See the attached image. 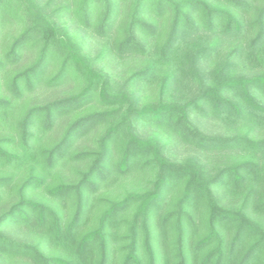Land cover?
I'll return each mask as SVG.
<instances>
[{
  "label": "trees",
  "instance_id": "obj_1",
  "mask_svg": "<svg viewBox=\"0 0 264 264\" xmlns=\"http://www.w3.org/2000/svg\"><path fill=\"white\" fill-rule=\"evenodd\" d=\"M12 25L0 264H264V0H0Z\"/></svg>",
  "mask_w": 264,
  "mask_h": 264
},
{
  "label": "rangeland",
  "instance_id": "obj_2",
  "mask_svg": "<svg viewBox=\"0 0 264 264\" xmlns=\"http://www.w3.org/2000/svg\"><path fill=\"white\" fill-rule=\"evenodd\" d=\"M44 1V0H42ZM73 0H54V2L58 5V4H67L71 6ZM71 18L67 15L64 17V20L66 21V23L72 28V30H77V26L75 25V23H72ZM17 30V25H12V26H7L3 31H1L0 33V48L3 45L2 44V39L3 40H8V38L13 35L15 33V31ZM93 39H89L87 42V45L89 47L93 46ZM32 55L31 54H27L25 53L23 55V58L20 62V64L18 65V67L23 66L25 64H27L30 60H31ZM3 86V85H2ZM73 84L70 82L66 85H63L61 87L58 88H47L45 86H40L38 88H36L31 94L28 95L27 100L29 99L30 103H41L44 101H47L53 97L56 96H60L63 95L65 93H68L72 90ZM4 88V86H3ZM211 130V129H210ZM175 154H177V156H186L191 154V151L188 148H183V147H179L177 148V150H175Z\"/></svg>",
  "mask_w": 264,
  "mask_h": 264
}]
</instances>
